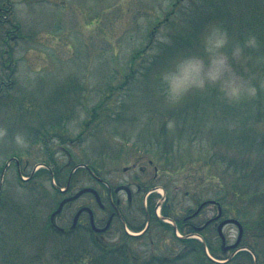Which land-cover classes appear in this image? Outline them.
<instances>
[{
	"label": "rangeland",
	"instance_id": "obj_1",
	"mask_svg": "<svg viewBox=\"0 0 264 264\" xmlns=\"http://www.w3.org/2000/svg\"><path fill=\"white\" fill-rule=\"evenodd\" d=\"M213 31L227 34L219 51L229 65L215 81L207 78ZM189 61L203 62L202 86L184 79ZM233 76L243 84L235 95L226 90ZM174 81L184 88L178 99ZM255 138H264V0H0V233L8 251L6 258L0 249V264H264V156ZM11 156L21 159L20 173L6 165ZM47 160L59 186L78 163L114 186L147 185L123 207L137 218L132 224L143 225L144 208H153L180 228L153 220L147 233L124 226L129 236L117 222L105 234L106 251L86 228L52 231L49 215L62 195ZM243 164L259 201L235 192L243 184L234 169ZM74 179L73 192H100L86 168ZM209 199L241 222L239 246L249 250L222 252L213 228L181 225ZM81 204L98 209L86 192L56 223L68 228ZM216 213L208 204L190 222ZM223 233L229 245L238 227L228 223ZM118 243L120 251H109Z\"/></svg>",
	"mask_w": 264,
	"mask_h": 264
},
{
	"label": "flooded vegetation",
	"instance_id": "obj_2",
	"mask_svg": "<svg viewBox=\"0 0 264 264\" xmlns=\"http://www.w3.org/2000/svg\"><path fill=\"white\" fill-rule=\"evenodd\" d=\"M8 159H9L10 163H14L17 166L18 172L20 173L21 159L16 157V156L15 157L11 156ZM41 163L44 164L43 167L48 172L50 178L52 176H53V178H55L56 171L52 168L53 166L50 163V161H48V162L41 161ZM68 164H69V161L67 162V165ZM75 165H77V164H75ZM78 168H80V167H78ZM85 168L88 170V172L90 173V176H92V178L97 182V184L101 188L100 192L102 191L101 193H102L103 197L101 196L100 192L95 188L97 190L98 195H99V200L96 199L95 195L92 192H89L94 196V199H95V202L98 206V209H96L95 207L88 205V204H81L74 211L71 224L67 228V226L58 225L56 223L55 219H56L57 215L62 212V210L65 208L66 205H69L74 200L78 199L81 195L78 196L74 200L66 202L63 205L62 210L55 216V219L51 222V213L55 210L58 203L60 202L59 201L56 204V201H55L56 206L54 208H52L50 215H49V222H50L49 227L52 231L58 232L61 234L66 233V234L70 235V234H73L74 232H76L80 229L86 228L92 233V239H93L92 242L94 244L98 245L99 247H101L102 249H105L106 246L108 245L105 241V234L110 232V229L114 223L119 222L123 232H124V226L129 225L131 227L140 228V232L147 233L150 229V224L152 223L153 220L161 221L160 218H158L155 215V211L153 208H150V209L144 208V216L146 218V222L143 225H133L131 221L136 220L137 218L135 216H132L130 211L127 212V211H124L125 208L123 209L124 205H126L128 208H130V206L133 204V200L135 199V197L140 195L146 189L147 185H142L140 183L131 182L130 184H128V183L122 184L121 183V184L114 186V185H112V183H110L109 179L105 175H102L100 172L97 173L93 168H91L92 172L87 167H84V169ZM140 168L144 169L143 167H140ZM77 169H75V171H73V173L70 177V181H69V184H68L66 191L57 190L62 195L61 199L68 197V196H71L72 194L75 193L72 190H73V186H74L75 181H76V179H74V173L77 171ZM126 169L127 168H125V170ZM69 174H70V172L68 173L67 180H69ZM134 183H135V189L131 188ZM120 191L125 192L126 202H123V200H121L120 196L118 195V193ZM150 194H151V192H149V195ZM150 207H152V206L150 205ZM203 208H202V210H203ZM200 212L197 213L196 215H191V213L187 214L181 220V225L184 227H187L189 230L188 232H201L202 233V232H205L207 230V228H213L214 231L217 232V225H218L219 221H221L224 218L223 213L221 214L220 217H216V214H217L216 213L214 216L207 218L200 225H197V224H194L193 222H190L193 218L198 216L200 214ZM76 215H77V217H76ZM163 216H165V214H163ZM75 217H76V220H75ZM109 219H111L110 224L107 228L104 229V226L106 225V223ZM93 224H94V226H93ZM176 224L178 226L177 222H176ZM202 225H204V227L202 229L198 230L197 227H200ZM2 230L3 229L0 228V231H2ZM193 240H195V239H193ZM0 244H1L0 249L2 251H4L2 256L3 257L5 256L7 258V254H8L7 252L8 251H5L6 245H3L6 243L4 241L2 232L0 233ZM205 244L208 248L212 247L211 241L208 242L207 239H205ZM121 246H122V244L118 243L115 245V249L118 250V249H120ZM202 247H203V243H202ZM222 247L223 246L221 243L220 244V250L223 252H225V250L228 249V248L222 249Z\"/></svg>",
	"mask_w": 264,
	"mask_h": 264
},
{
	"label": "clouds",
	"instance_id": "obj_3",
	"mask_svg": "<svg viewBox=\"0 0 264 264\" xmlns=\"http://www.w3.org/2000/svg\"><path fill=\"white\" fill-rule=\"evenodd\" d=\"M227 42V34L219 31H213L208 37L207 47L211 52L216 53L212 59V66L207 72V78L210 80H218L228 70V58L219 50L224 47ZM202 61H189L185 67V77L188 83L203 85L205 80L199 76V73L203 71ZM196 73L197 75H192ZM243 84L239 82L238 78L233 76L226 83V90L229 94H239L242 90ZM184 90L177 82H173L171 86V96L173 99H178L179 95Z\"/></svg>",
	"mask_w": 264,
	"mask_h": 264
},
{
	"label": "trees",
	"instance_id": "obj_4",
	"mask_svg": "<svg viewBox=\"0 0 264 264\" xmlns=\"http://www.w3.org/2000/svg\"><path fill=\"white\" fill-rule=\"evenodd\" d=\"M252 144H254L255 146H258L260 153L262 152V155L264 156V138H262V139L261 138H259V139L255 138L254 141L252 142ZM217 159L219 162L223 161V158H221V156H218ZM228 164L231 165L230 163H228ZM257 165L260 166L259 164H257ZM234 171L238 173V178L241 179L242 184H243V185H240L239 188L235 191L237 196L240 197L242 195L247 194L251 198H253L254 201H259L258 200L259 188L256 185H254L253 182H251L252 174H251V171H250L248 165H246V164L240 165V167L235 168ZM261 174H263V171L261 170V167H260L259 168V175L261 176ZM246 177H249V180ZM252 179H255V178H252ZM262 191H264V190H262ZM211 249H212V247H211Z\"/></svg>",
	"mask_w": 264,
	"mask_h": 264
},
{
	"label": "water",
	"instance_id": "obj_5",
	"mask_svg": "<svg viewBox=\"0 0 264 264\" xmlns=\"http://www.w3.org/2000/svg\"><path fill=\"white\" fill-rule=\"evenodd\" d=\"M60 190H64V189H61V188H60ZM84 191H92V192L95 193L96 197L98 198L97 193H96V191H95L93 188H91V187H85V188H82V189H80L78 192H76L74 195H72V196H70V197H67V198H64L63 200H61V202L59 203L57 209L51 214V218H53L54 215H55L56 213H58V212L61 210L63 204H64L66 201H68V200H70V199H74V198H76L77 196H79V195H80L81 193H83ZM205 203H206V201H205V202H202V203L199 205V207L197 208V210L194 212V214L197 213ZM220 212H221V208L219 207V213H220ZM77 215H78V214H77ZM77 215H76V217H77ZM75 220H76V218H75ZM226 222H233V223H235V224L238 226V228H239L238 238H237L236 242H235L234 244L231 245V247H235V246L238 244V242H239V240H240V238H241V235H242V225H241V223H240L237 219H234V218H227V219H225V220H222V221L218 224V231H219V234L221 235V238H222V239H224V236H223V234H222L221 228H222V226L224 225V223H226ZM109 223H110V219L107 221V224H106L105 227H107V226L109 225Z\"/></svg>",
	"mask_w": 264,
	"mask_h": 264
}]
</instances>
